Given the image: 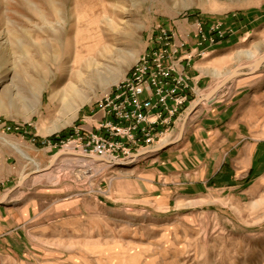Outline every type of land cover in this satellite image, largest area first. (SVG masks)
Here are the masks:
<instances>
[{
    "label": "rangeland",
    "instance_id": "rangeland-1",
    "mask_svg": "<svg viewBox=\"0 0 264 264\" xmlns=\"http://www.w3.org/2000/svg\"><path fill=\"white\" fill-rule=\"evenodd\" d=\"M114 16L127 38L107 36ZM197 22L205 37H214L212 24L223 36L202 41ZM158 27L177 44L178 32L190 29L196 47L232 43L205 94L264 57V0H0V131L20 166L0 181V199L9 195L0 264H264V178L242 196L169 192L151 167L49 145L74 126L94 130L97 102L148 51ZM179 53L188 75L193 53ZM219 94L264 137V62Z\"/></svg>",
    "mask_w": 264,
    "mask_h": 264
},
{
    "label": "crops",
    "instance_id": "crops-1",
    "mask_svg": "<svg viewBox=\"0 0 264 264\" xmlns=\"http://www.w3.org/2000/svg\"><path fill=\"white\" fill-rule=\"evenodd\" d=\"M176 37L186 44V53H193L186 70L191 79V102L162 142L138 153L132 161L134 167H144V170L151 167L152 179L169 192L184 190L195 195L222 190L232 191L237 196L247 195L264 178V137L255 135L248 118L240 116L236 106L223 99L224 95L217 93L212 103L203 101L210 93L203 92L211 81L221 77L228 65L230 54L224 50L232 43L224 40L215 47H196L192 29L185 34L181 30ZM185 64L187 62L183 66ZM198 101L196 109L183 122ZM0 141L1 181L15 175V168L20 166L8 148L12 142L10 135L0 131ZM27 150L32 151V148L28 146ZM8 196L0 199L2 226L9 220V213L1 211L5 209L3 202ZM0 235L4 237L8 233Z\"/></svg>",
    "mask_w": 264,
    "mask_h": 264
},
{
    "label": "built area",
    "instance_id": "built-area-1",
    "mask_svg": "<svg viewBox=\"0 0 264 264\" xmlns=\"http://www.w3.org/2000/svg\"><path fill=\"white\" fill-rule=\"evenodd\" d=\"M196 25L200 39L211 45L216 44L214 37L223 36L219 25L207 27L213 38L203 35L200 22ZM156 32L148 51L97 102L94 114L100 116L94 130L86 132L74 126L50 146L125 164L134 152L163 141L190 102V78L177 65L186 59V55L179 56L185 44H177L166 27H158ZM3 128L10 131L5 124Z\"/></svg>",
    "mask_w": 264,
    "mask_h": 264
},
{
    "label": "water",
    "instance_id": "water-1",
    "mask_svg": "<svg viewBox=\"0 0 264 264\" xmlns=\"http://www.w3.org/2000/svg\"><path fill=\"white\" fill-rule=\"evenodd\" d=\"M264 62V57L258 61H256L255 63H253L251 65V69L249 72H242L241 69H237L235 71H233L231 74H229L221 83H219L212 92H210L204 99L203 101H206L207 103H212L215 100L216 94L224 87V85H226L231 79H233L234 77H238V76H246V75H252L254 74L261 66V64ZM200 103V101L196 102L195 105H193V107H191V109L188 111V113L185 116V119L183 122H185V120L192 114V112L196 109V107L198 106V104ZM183 129V126L181 127V130ZM138 157V154H135L132 156V161L135 160ZM96 160L98 161H103L106 163H109L108 161L104 160V159H99L96 158ZM50 166L52 165V163L49 164ZM117 166H123V164H114ZM49 167L45 170H48ZM28 176L23 177L18 184L14 187L13 190L17 189L18 187H20V185L22 184V182L27 178Z\"/></svg>",
    "mask_w": 264,
    "mask_h": 264
},
{
    "label": "bare ground",
    "instance_id": "bare-ground-1",
    "mask_svg": "<svg viewBox=\"0 0 264 264\" xmlns=\"http://www.w3.org/2000/svg\"><path fill=\"white\" fill-rule=\"evenodd\" d=\"M113 19L117 20V24H115V20H114V24L112 23V20H111V22L109 21V25L110 26L112 25V27L109 30V33L107 34V36L112 38V39H116V40H118V38H125V37L127 38L129 31L126 28H121V27L118 26V23L121 22L120 21V17L114 16ZM124 43H125L124 40H121V41L119 40V44H124ZM77 47L81 48L82 51L87 50V48H88V46H84L82 44H79Z\"/></svg>",
    "mask_w": 264,
    "mask_h": 264
},
{
    "label": "trees",
    "instance_id": "trees-1",
    "mask_svg": "<svg viewBox=\"0 0 264 264\" xmlns=\"http://www.w3.org/2000/svg\"><path fill=\"white\" fill-rule=\"evenodd\" d=\"M62 136H64V134Z\"/></svg>",
    "mask_w": 264,
    "mask_h": 264
}]
</instances>
